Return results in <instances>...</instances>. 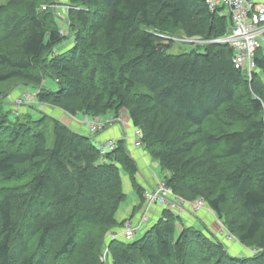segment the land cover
<instances>
[{"label":"trees","instance_id":"trees-1","mask_svg":"<svg viewBox=\"0 0 264 264\" xmlns=\"http://www.w3.org/2000/svg\"><path fill=\"white\" fill-rule=\"evenodd\" d=\"M53 2H0V84L34 86L39 105L71 117L125 113L165 185L202 199L259 252L232 256L203 223L167 210L141 237L108 241L127 218H118L124 176L138 199L132 214L145 207L125 142L102 155L90 135L46 114L10 120L3 99L0 264H103L105 247L109 264H264V50L250 80L226 43L172 53L173 36L217 41L232 27L225 7L210 11L204 0H67L71 46L59 53L68 36ZM48 76L56 90L43 86Z\"/></svg>","mask_w":264,"mask_h":264},{"label":"built area","instance_id":"built-area-1","mask_svg":"<svg viewBox=\"0 0 264 264\" xmlns=\"http://www.w3.org/2000/svg\"><path fill=\"white\" fill-rule=\"evenodd\" d=\"M210 11H215L218 7H225L232 20V27L227 34L217 41L202 42L204 43H226L232 49V63L234 67L243 72L247 79L250 80L252 73L256 70L255 56L257 51L264 50V1L255 0H204ZM43 9L45 8L42 7ZM63 11L72 9L68 3H64ZM189 43L191 40L186 39ZM184 41V40H183ZM185 42V41H184ZM121 114L117 117L111 116L109 119L102 120L101 117H92L86 122V128L90 135H95L102 131L107 124L118 123L121 121ZM134 136L138 137L133 141L134 147L140 148V132L134 129ZM127 143L126 139H121ZM117 139H107L97 143V149L102 155L112 152L117 147ZM145 208L138 214L128 216L124 223L111 230L108 234V241H130L133 240L140 231L149 223V210L156 208L161 212L164 210L172 212L181 219H190L193 215L207 209L202 199L187 201L182 197L175 195L168 188L164 181L157 182L151 189L144 194ZM133 216V217H132ZM102 263L108 261V248L103 249L100 257Z\"/></svg>","mask_w":264,"mask_h":264},{"label":"rangeland","instance_id":"rangeland-1","mask_svg":"<svg viewBox=\"0 0 264 264\" xmlns=\"http://www.w3.org/2000/svg\"><path fill=\"white\" fill-rule=\"evenodd\" d=\"M0 2L2 4H7L9 0H0ZM53 3L54 4H52L50 7L54 10L55 14H57L58 25L62 30V34L68 36V39H67L68 41H66L62 46H60L57 49V52L61 53L67 50L71 46V41L69 40V38L72 36L71 35L72 33L69 31V28H67L68 23L65 22L67 18L64 15L65 13L62 9L64 3H67V0H54ZM171 39L173 41L171 52L174 54L184 53V52L189 53L192 50L197 49L196 45H198V42H199L197 38H191L190 39L191 42L186 43L188 42L186 40L188 38L183 37V36L182 37L173 36ZM43 86L50 90H56L58 88L56 82L49 76L44 79ZM35 95H36V88L31 85H27V84L24 85L19 82H9V83L0 84V102L4 99L5 100L4 109L6 111H9V109L12 111V114L10 115V120H13L15 115H17L19 116L18 121L26 122L27 120L28 121L30 120V118L27 116L28 114L31 116L33 120H38L41 117V113L46 114L50 117H58V116H55L58 112V109L53 108V107L39 105L37 100L35 99ZM108 118L109 117L107 116L105 119H108ZM78 119L82 120V116L79 115ZM87 121H90V120L86 119V121L84 122L85 125ZM0 132H2V130H0ZM90 138L91 140H93L92 135L90 136ZM0 140H1V135H0ZM52 142H53V138L51 135H49L48 145L50 147H52ZM109 153L111 152H108L107 154ZM146 170H147V174H150L151 176L156 175L159 181H164V176L167 175V172L162 170V168L160 167L157 161H152L151 165ZM124 181L125 180L123 178V188L124 187L128 188V183H125ZM2 185L3 183L0 182V187ZM130 202H131V199L128 196L127 200L124 203H122L120 210H123L124 207H127L128 205L130 206L131 205ZM144 208L145 207H143L142 210H144ZM139 212L140 211H138L136 214H138ZM205 214L207 215L205 216ZM203 215L204 216L201 219L204 220L203 224L206 226L205 228H208L210 232L214 234L215 237L219 240V242H222L223 244L225 243L224 245H226V248L227 246L229 247L227 248V251L232 256H237L236 254L238 251L242 252L238 256L239 258H243V257L251 258L254 256V254L257 255V253L259 252L258 250H255L254 248H252L250 244L240 243L234 235L228 232V230L222 224V221H220L215 215L211 214L208 209L205 210ZM119 219H124V217L121 216L119 217ZM150 219L151 218L149 217V223L146 225V230L152 224V222H150L152 219L151 220ZM190 222L191 221H189V225H193ZM194 226L197 227L198 229H201L200 225H194ZM203 232L206 233L204 229H203ZM142 235H143V231H140V233H138L135 239L141 237ZM108 258H109V255H108ZM103 264H109V263L108 261H106Z\"/></svg>","mask_w":264,"mask_h":264},{"label":"crops","instance_id":"crops-1","mask_svg":"<svg viewBox=\"0 0 264 264\" xmlns=\"http://www.w3.org/2000/svg\"><path fill=\"white\" fill-rule=\"evenodd\" d=\"M255 1L262 2L264 0H255ZM55 116H58V117H53L54 119H58V120L65 122L73 131H75L79 134L90 135L88 133V129L86 128L84 122L86 121V119L91 120L92 117H85V116L80 115V116H82V120H79L78 119L79 115L71 117L69 115L64 114L60 110H58V112ZM106 117L107 116H103V117H101V119L106 120L105 119ZM108 117L110 118V115H108ZM92 137H93L92 142L94 143V145H97V143L99 144V143H101L107 139H117V140L126 139L127 140L126 146L129 150L130 154L135 159V161L137 162V164L140 168V174L138 175V177H139L138 182L145 189L144 193H146V191L151 189L159 181L157 179L156 175L151 176L150 174H147L146 169L151 165L152 160L150 159L149 155L146 153V151H144V149L142 147H140V148L134 147L133 141L137 140L138 137L134 136V129L132 128L130 122L128 121L125 113H122L120 122L107 124L106 127L102 131H100L99 133H97L95 135H92ZM123 178L125 180L124 182L128 183V188L124 187V190H125V192H127L126 193L127 197L129 196L131 199V202H130L131 205L124 207V209H123L124 211L120 210V213L118 216L119 217L123 216L124 218H126L130 215H133L132 214V208L138 203V200H137V196H136L135 192L132 190V187L130 185L128 177L124 176ZM149 211H150L149 216L152 219V220L150 219L151 220L150 222H152V224H153L157 220V218L159 217L161 211L156 209V208H150ZM204 212H205V210L200 211L197 214L193 215L192 218L185 219V220L182 219V220L184 223H187V224H189V221H191L190 223L193 225H202V223H204V220L201 218L204 216L203 215ZM134 214H136V213H134ZM206 215L207 214H205V216ZM120 220H122V219H120ZM227 248H229V247L227 246ZM240 253H242V252L238 251L236 255L239 256Z\"/></svg>","mask_w":264,"mask_h":264}]
</instances>
